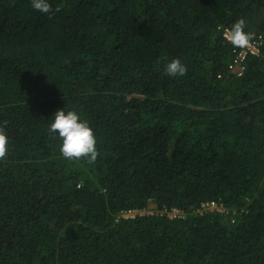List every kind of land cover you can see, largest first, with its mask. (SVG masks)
I'll use <instances>...</instances> for the list:
<instances>
[{"label": "trees", "instance_id": "trees-1", "mask_svg": "<svg viewBox=\"0 0 264 264\" xmlns=\"http://www.w3.org/2000/svg\"><path fill=\"white\" fill-rule=\"evenodd\" d=\"M48 2L0 0V264H264V0ZM239 19L262 38L241 75ZM62 108L94 162L60 153Z\"/></svg>", "mask_w": 264, "mask_h": 264}, {"label": "clouds", "instance_id": "clouds-1", "mask_svg": "<svg viewBox=\"0 0 264 264\" xmlns=\"http://www.w3.org/2000/svg\"><path fill=\"white\" fill-rule=\"evenodd\" d=\"M35 11L50 15L53 12L48 0H31ZM232 36L231 43L236 47H246L251 39L249 33L245 31V21L239 19L235 21L230 29ZM165 72L170 77L184 76L187 72L186 66L179 59H172L165 65ZM49 132L56 134L60 143V153L66 159L85 158L89 162H94L98 152L96 148V137L89 123L82 119L74 111L58 109L52 116L49 123ZM8 138L6 133L0 129V158H4L8 151Z\"/></svg>", "mask_w": 264, "mask_h": 264}, {"label": "built area", "instance_id": "built-area-1", "mask_svg": "<svg viewBox=\"0 0 264 264\" xmlns=\"http://www.w3.org/2000/svg\"><path fill=\"white\" fill-rule=\"evenodd\" d=\"M223 36L231 42L232 36L230 33L229 29H224L223 30ZM262 45V38L260 35L257 34H251V39L246 47H236L237 49V54L230 65V69L232 72L236 73L237 75H241L243 70H244V60L247 58L249 55H257L260 50V46ZM212 209H217L222 211L223 208L220 204H217L214 201H207L204 202L200 205V207L197 209L198 211L202 210H212ZM144 213V210L139 211L137 209H128L126 211L121 212V217L123 218H133L137 213ZM169 218H175V217H180L182 215V212L179 211L176 208H172L169 211H163Z\"/></svg>", "mask_w": 264, "mask_h": 264}, {"label": "rangeland", "instance_id": "rangeland-1", "mask_svg": "<svg viewBox=\"0 0 264 264\" xmlns=\"http://www.w3.org/2000/svg\"><path fill=\"white\" fill-rule=\"evenodd\" d=\"M153 212V206L149 205L144 209V213H152Z\"/></svg>", "mask_w": 264, "mask_h": 264}]
</instances>
